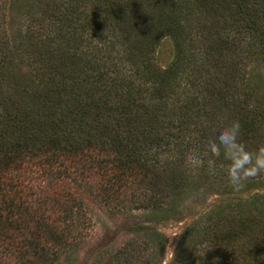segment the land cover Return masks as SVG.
<instances>
[{"label":"trees","instance_id":"obj_1","mask_svg":"<svg viewBox=\"0 0 264 264\" xmlns=\"http://www.w3.org/2000/svg\"><path fill=\"white\" fill-rule=\"evenodd\" d=\"M62 1V43L56 53L51 50L56 39L47 41L43 50L52 64L46 70L53 69L47 85H0V264H62V256L80 245L92 225L90 206L128 211L123 219L130 224L132 206L142 204L138 209L144 213L130 226L134 234L146 235L135 239L133 254L108 241L92 262L140 264L148 248L145 238H153L161 249L167 243L165 235L140 219L161 216L170 206L168 189L163 190L168 176L157 174L161 150L204 154L203 163H211L216 171L214 180L234 187L227 180L230 162L223 148L212 154L209 142L219 144L218 131L238 122V142L245 150L255 154L264 148V107L250 103L258 96L248 87L235 85L241 71L225 68L242 49L264 54V0ZM158 29L173 40L172 67L162 72L165 85L159 97L152 95L160 118L155 121L150 115L153 122H141L144 106L138 96L145 91L136 78L143 72L131 57L132 46H112L114 67L90 74L88 84L90 72L81 78L78 61L93 56L95 64H107L103 53L108 43L116 42L109 40L112 35L142 41ZM27 49L29 53L30 46ZM208 52L214 59L204 65ZM13 59L0 55V75L16 67ZM157 129L162 133L155 134ZM149 130L155 136L145 133ZM232 211L238 217L230 215ZM217 216L227 233L217 228L210 238L220 240V254L214 259L224 262L216 264L229 259L264 264L258 231L264 222V195L240 199L237 206L225 204ZM194 231L189 229L181 243ZM213 263L205 259L197 264Z\"/></svg>","mask_w":264,"mask_h":264},{"label":"rangeland","instance_id":"obj_2","mask_svg":"<svg viewBox=\"0 0 264 264\" xmlns=\"http://www.w3.org/2000/svg\"><path fill=\"white\" fill-rule=\"evenodd\" d=\"M62 2V0H0V55L5 54L8 58L10 56L14 58L16 66L14 68L11 66L5 70V75H0V85H5V87L21 85V88L24 85H47V79L53 69L46 70L52 64L48 61L50 56H45L43 50L46 48L47 41L50 43L56 39L55 44L51 47V50L56 53L58 52L57 45L62 43L60 40ZM53 20L57 21L56 24L52 23V26L51 21ZM132 20L134 22V19ZM48 34L50 35L48 36ZM117 38L118 35L116 37L112 35L109 40L114 39L116 42L106 45L108 51L105 50L103 54L107 58V64L102 62L95 64L93 56L82 59L81 62L78 61L81 78L85 75V71L90 72L89 76L85 77L88 84L90 74L96 76L98 73L109 72V68L111 65L114 67L116 61L114 60L116 53L113 51L124 49L126 45L128 48L132 46L131 57L138 61V69L143 72L136 78L138 79L137 85H142V89L145 91V94L138 96L139 102L144 106L141 122H147V120L153 122L149 119L150 115L155 117L156 121L161 115H156L152 105L156 99L152 95H160L161 85H165L161 79L162 72L172 67L173 40L160 29L151 30V33L143 37L142 41L137 40L134 36L129 37L122 34L120 40ZM27 46H30L29 53H27L29 51ZM112 46H116V48L113 49ZM86 47L89 51L91 50L87 43ZM253 50L252 48L242 49L239 53H234L231 62L226 66L220 63V67L225 66V68L229 67L231 71L232 68L241 71V76L237 77L235 85L243 88L248 87V91H253L254 95L258 96V99L252 98L250 103L252 105L260 104L264 107V54L261 52L253 54ZM42 55L46 59L43 61L44 63L40 64L39 60H43V58L40 59ZM205 56L207 58L201 61L204 65L211 61L209 59H214L212 52L205 53ZM52 57L55 59L54 56ZM225 68L222 69L223 73H225ZM227 73L231 72L228 70ZM53 78H57L56 74ZM41 80L43 81L41 82ZM128 81L130 82V78ZM179 107H181L180 104ZM113 116L118 117L117 114ZM148 132L151 133L150 130L145 133ZM161 133L162 130L158 129L155 132V134ZM155 134L151 133L149 136L153 137ZM188 152L187 154H178L174 148L160 151L161 162L156 165L160 167V171L157 169V174L168 176V178L165 176L167 184L163 190L168 189L166 201L170 203V206L160 213L161 216L146 215L140 219L147 221L143 224L147 228L157 230L165 235L167 243L166 247L161 249L159 243L152 242L153 238L150 237L148 242V238H145L144 245L148 248L141 253L140 264H186L187 262L197 264L205 259L213 260L215 264L224 262L223 259H214L215 255L219 253L220 240L217 238L210 240L217 228L222 230V233L224 231L227 233L225 222H220L217 213L225 204L237 206L240 199L246 200L250 197L264 195V171L242 181V187L238 190L235 187H224L214 180L216 171L211 167V163H203L204 154L200 155L194 151L190 152V150ZM190 157L198 158L201 163L191 165ZM227 180L229 179L227 178ZM168 185L169 187L166 188ZM172 185L178 186V189H171ZM141 205L132 206L134 210L132 215L134 216L128 219L130 224H125L126 221L123 219L128 216L126 213H130L128 211H109L100 204L87 208L92 225L89 226L86 236L80 240V245L78 247L72 245L68 253L62 256V264H92L93 261L99 259L96 251L108 241L110 243L112 241L115 249H120L124 245L127 248L126 253L133 254V251L138 247L135 246V239L146 235L145 233L143 235L141 233L134 234L133 226H130L139 219V214L144 213L138 209ZM230 215L238 217V212L232 211ZM193 227H195L194 233L185 237L184 244L181 243L185 233ZM258 231L262 233L260 239L264 241V222L261 223V230ZM260 246H264V242ZM167 253H174V257L169 258ZM225 262L227 264H242V261L233 259Z\"/></svg>","mask_w":264,"mask_h":264},{"label":"clouds","instance_id":"obj_3","mask_svg":"<svg viewBox=\"0 0 264 264\" xmlns=\"http://www.w3.org/2000/svg\"><path fill=\"white\" fill-rule=\"evenodd\" d=\"M239 129L238 122H234L231 127L221 128L217 134L219 144L215 141H210L208 144V149L212 154L219 153L223 148L224 158L230 162L227 169L228 179L237 190L242 187V181L249 176H255L264 171V148L259 149L255 154L246 151L245 147L238 142ZM189 163L199 165L201 161L190 157ZM166 255L169 258L174 257V253Z\"/></svg>","mask_w":264,"mask_h":264}]
</instances>
